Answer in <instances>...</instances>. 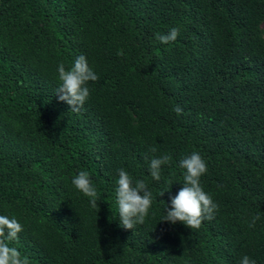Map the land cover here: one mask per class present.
<instances>
[{
  "label": "trees",
  "instance_id": "trees-1",
  "mask_svg": "<svg viewBox=\"0 0 264 264\" xmlns=\"http://www.w3.org/2000/svg\"><path fill=\"white\" fill-rule=\"evenodd\" d=\"M79 55L99 79L76 113L55 90ZM194 151L219 205L198 229L161 221ZM163 154L156 181L145 158ZM119 168L153 193L133 230ZM0 215L23 225L11 246L30 264H264V0H0Z\"/></svg>",
  "mask_w": 264,
  "mask_h": 264
},
{
  "label": "clouds",
  "instance_id": "clouds-1",
  "mask_svg": "<svg viewBox=\"0 0 264 264\" xmlns=\"http://www.w3.org/2000/svg\"><path fill=\"white\" fill-rule=\"evenodd\" d=\"M178 36L179 29L173 27L167 33H158L156 39L162 44H168L176 41ZM57 71L59 84L55 95L59 101L69 106L70 111L78 113L90 96L88 83L97 81L99 77L89 66L84 55L76 57L70 68L66 69L63 63L59 64ZM174 111L180 115L182 108L176 105ZM150 151L155 153L157 148L151 147ZM145 159L149 161L150 176L159 181L162 166L168 165L172 156L163 154ZM179 167L184 170L183 186L178 194L170 197V206L166 204L165 215L161 221L171 224L180 222L191 229H198L204 220L212 219L219 209V205L213 201L209 193L205 192L200 182L201 176L207 173V163L199 152L194 151L179 160ZM117 173L115 194L120 227L133 230L137 225L145 223L152 207L153 193L144 180H134L125 169L119 168ZM71 183L84 196L91 198L92 208H97L98 193L88 171H79L73 176ZM169 189L161 191L159 196H163ZM259 218L258 215L254 216L249 227H255ZM22 231L23 225L14 216L0 215V264H30L27 255L11 246L13 241L19 240V233ZM237 264H256V261L248 255H243Z\"/></svg>",
  "mask_w": 264,
  "mask_h": 264
}]
</instances>
